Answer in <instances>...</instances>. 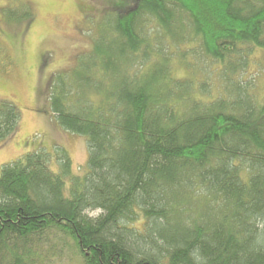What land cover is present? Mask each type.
<instances>
[{
    "label": "trees",
    "instance_id": "trees-1",
    "mask_svg": "<svg viewBox=\"0 0 264 264\" xmlns=\"http://www.w3.org/2000/svg\"><path fill=\"white\" fill-rule=\"evenodd\" d=\"M120 6L50 81L87 171L42 147L1 167L0 264H264V0ZM21 116L0 99V142Z\"/></svg>",
    "mask_w": 264,
    "mask_h": 264
},
{
    "label": "rangeland",
    "instance_id": "rangeland-1",
    "mask_svg": "<svg viewBox=\"0 0 264 264\" xmlns=\"http://www.w3.org/2000/svg\"><path fill=\"white\" fill-rule=\"evenodd\" d=\"M131 2L0 0V99L15 102L22 114L18 132L0 142V174L4 163L40 147L49 153L54 172L59 171L64 157L71 160L70 174L87 171L86 136L64 130L52 118L48 100L51 77L73 68L101 33L113 38L110 20L123 11L115 6L125 3L129 7ZM24 10L29 17L19 19ZM251 59L249 72L260 74L257 84L264 87V52L253 54ZM180 70L187 75L188 69ZM201 77L199 71L191 75L195 83Z\"/></svg>",
    "mask_w": 264,
    "mask_h": 264
},
{
    "label": "flooded vegetation",
    "instance_id": "flooded-vegetation-1",
    "mask_svg": "<svg viewBox=\"0 0 264 264\" xmlns=\"http://www.w3.org/2000/svg\"><path fill=\"white\" fill-rule=\"evenodd\" d=\"M1 62V61H0Z\"/></svg>",
    "mask_w": 264,
    "mask_h": 264
}]
</instances>
